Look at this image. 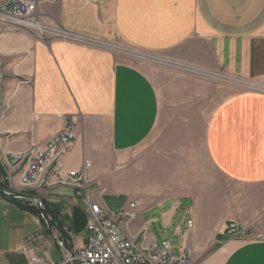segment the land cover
<instances>
[{"label": "crops", "instance_id": "obj_1", "mask_svg": "<svg viewBox=\"0 0 264 264\" xmlns=\"http://www.w3.org/2000/svg\"><path fill=\"white\" fill-rule=\"evenodd\" d=\"M6 1L0 0V6ZM37 18L99 45L38 41L28 32L0 26V163L9 191L19 190L24 168L14 165L13 154L31 146L42 149L66 116L77 120V139L64 159L65 169H73L83 158L94 160L101 136L112 153L124 154L144 143L161 117L171 125L178 122L180 110L194 111L202 125L207 165L193 157L184 166L194 167L182 180L191 186L178 198H191L199 206L188 219L191 230L199 231L205 223L217 226L216 243L225 251L219 264H264V0H41ZM114 38L138 50L160 52L166 61L252 86L215 98L214 84L207 83L208 90L194 91L195 99L183 101L184 107L179 102L164 107L152 80L111 49ZM194 68L189 71L197 72ZM193 81L199 88V80ZM88 174L98 176L92 168ZM143 189L149 197L151 188ZM88 190L97 187L91 184ZM34 192L32 196L60 205L69 250L60 244L56 229L61 242L50 235L40 213L0 196V264H32L22 245L40 257L46 252L57 264H73L64 260L84 242L87 212L81 195L68 186ZM141 201L135 211L127 209L132 214L128 222L117 223L137 243L149 227L141 214L153 207L140 206ZM174 210L172 204L163 211L162 221ZM229 221L249 236L246 241L224 232ZM146 235L154 239L150 232Z\"/></svg>", "mask_w": 264, "mask_h": 264}, {"label": "rangeland", "instance_id": "obj_2", "mask_svg": "<svg viewBox=\"0 0 264 264\" xmlns=\"http://www.w3.org/2000/svg\"><path fill=\"white\" fill-rule=\"evenodd\" d=\"M109 44L120 57L135 64L152 80L161 95L164 107L175 105L177 102L183 106V101L187 103L195 99L192 96L194 91L200 89L206 92L207 83L214 84L215 98L224 97L234 92V89L248 90L252 86L249 83L240 86L222 74H210L189 65L166 61L160 52L138 50L117 38ZM179 65L194 68L197 72L189 71L191 68L189 70L179 69L177 68ZM193 80H199V88L195 87L197 81ZM179 115L178 122L174 120L171 125L165 116L161 117L150 137L138 148L124 154L112 153L106 137L101 136L99 138L100 150L95 152L94 160L88 158L91 161L92 170L95 169L98 172V176L93 177L99 185L93 184L97 187L96 192L103 195V203L110 212L118 213L121 210L131 214L127 209H129V203L136 199L142 200L140 206L143 204L147 205V208L153 206L143 212L141 217L148 223V232L155 240L160 241L166 238L171 241L172 252L175 255L179 254L181 246L186 242L193 261L199 264L211 260L213 264H219L225 251L216 243L215 237L218 230L215 227L217 226L210 228L212 226L205 223L199 231L191 230L192 228L189 230L187 220L192 217V210L198 209L199 206L191 198L188 200L178 198V195L189 193L187 190L191 186L182 180L184 176L189 178L188 172L194 167L184 166L190 163L193 157H198L199 162L206 163L200 120L197 119L194 111H185L183 114L180 110ZM207 169L208 173H213L210 167ZM213 176L215 180L222 183L215 173ZM56 187L59 186L52 188ZM147 187L151 188L149 197L143 194V188ZM41 190L29 192L35 193L34 191ZM172 204L175 210L169 215L168 220L163 222L162 212L168 211ZM136 208L131 210L135 211ZM130 218L118 216L115 221L117 223L128 222ZM187 234L189 240L194 241L196 245L190 243ZM233 237L238 242H243L249 236L241 232ZM218 239L223 241L227 237H218Z\"/></svg>", "mask_w": 264, "mask_h": 264}, {"label": "built area", "instance_id": "obj_3", "mask_svg": "<svg viewBox=\"0 0 264 264\" xmlns=\"http://www.w3.org/2000/svg\"><path fill=\"white\" fill-rule=\"evenodd\" d=\"M41 0H7L0 6V26L13 30L30 33L38 41L62 39L85 45H99L96 40L84 35L65 30L58 26L41 24L37 18V6ZM77 120L69 115L63 118L62 128L52 134L40 150L31 146L27 150L13 154L14 165L24 164L19 177V190L29 192L68 186L81 195L87 212V223L83 245L74 254L64 260L73 264H195L191 251L186 244L181 246L178 255L172 252L171 241L162 238L160 241L147 239L148 226H145L139 243L128 238L115 221L118 216L132 217L121 210L114 218L109 216L108 208L104 205L102 195L96 191H89L88 187L97 182L89 176L91 162L82 159L79 168L65 169L64 159L72 150L77 139L75 132ZM84 190V195L80 190ZM140 199L129 203L133 209ZM193 226L187 220V228ZM224 232L237 236L241 234L235 222L225 224ZM32 264H57L48 259L46 252L37 256L27 245H22Z\"/></svg>", "mask_w": 264, "mask_h": 264}, {"label": "trees", "instance_id": "obj_4", "mask_svg": "<svg viewBox=\"0 0 264 264\" xmlns=\"http://www.w3.org/2000/svg\"><path fill=\"white\" fill-rule=\"evenodd\" d=\"M0 184L2 185L4 190L9 191L8 184L6 181L5 172H4V169L1 165V163H0ZM29 193L31 195L33 192H29ZM0 196H5V195H2L0 193ZM12 199L17 201V203H19L22 207L32 209L37 214L39 213L36 206L31 204L30 202L24 201V200H18V199H14V198H12ZM42 204H43V207L47 213V216L50 219L52 227L60 233V238H61L62 242L68 245L67 240L65 238V230H64L65 218H63V216L61 214L60 205L58 203L48 202V201L43 200V199H42ZM42 221H43V219H42Z\"/></svg>", "mask_w": 264, "mask_h": 264}, {"label": "water", "instance_id": "obj_5", "mask_svg": "<svg viewBox=\"0 0 264 264\" xmlns=\"http://www.w3.org/2000/svg\"><path fill=\"white\" fill-rule=\"evenodd\" d=\"M0 193L2 195L10 197V198H14V199H18V200H24V201H28V202H31L32 204H34L36 206V208L38 209V211L40 213V216L43 219V221H44V223H45L50 235L54 238V240H56L58 242H61L55 236L52 224H51L50 219L47 216V213H46V211H45V209L43 207L41 198L36 197V196H32L30 194H26V193H20V192H15V191H6V190H4V188L2 187L1 184H0ZM60 244H62L63 247L66 250H69V248H68V246L66 244H64L62 242Z\"/></svg>", "mask_w": 264, "mask_h": 264}]
</instances>
